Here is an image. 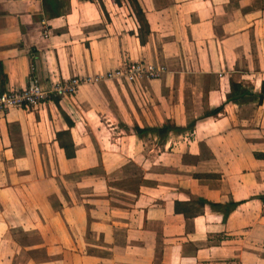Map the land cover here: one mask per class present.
Returning <instances> with one entry per match:
<instances>
[{"label":"crops","instance_id":"1","mask_svg":"<svg viewBox=\"0 0 264 264\" xmlns=\"http://www.w3.org/2000/svg\"><path fill=\"white\" fill-rule=\"evenodd\" d=\"M135 1L0 0V93L164 69L0 115V264H264V0Z\"/></svg>","mask_w":264,"mask_h":264},{"label":"built area","instance_id":"2","mask_svg":"<svg viewBox=\"0 0 264 264\" xmlns=\"http://www.w3.org/2000/svg\"><path fill=\"white\" fill-rule=\"evenodd\" d=\"M49 33L43 28L41 38L47 39ZM164 69L162 66L138 60L125 61L112 70L104 73L103 76L80 79L71 77L60 82H50V88L44 89L36 75L29 76L27 83L21 89L0 93V115L11 109H19L24 112H31L51 101L53 98L72 96L77 88L83 84H96L101 81H117L123 84H131L139 80H153L158 78Z\"/></svg>","mask_w":264,"mask_h":264},{"label":"trees","instance_id":"3","mask_svg":"<svg viewBox=\"0 0 264 264\" xmlns=\"http://www.w3.org/2000/svg\"><path fill=\"white\" fill-rule=\"evenodd\" d=\"M114 1L116 2V0H114ZM128 2H129V5H130V7L132 9V12H133V14H134V16H135V18H136V20L138 22V25H139V28H138V39H139V42L141 44H143L145 42V36H147V34H148L147 25L145 23V20L143 18V14H142L140 8L138 7L136 1L135 0H128ZM31 53H32V51H31ZM233 87L236 88V86H233ZM242 95H243V93H241L238 97H241ZM238 97L231 98L230 100L234 101ZM256 97L259 100L264 99V88H263L262 85H261L260 92H259L258 95H256ZM53 99H55V98H53ZM227 100H228V98H227ZM218 110H219V108L214 109V110L210 111L209 113H206L205 116L215 114L216 112H218ZM190 125H191L190 123H187V128L190 127ZM67 126L70 127L71 123L67 122ZM172 130H174V128H171L168 125H163L160 128L156 129L155 132L158 135H165L166 133H168V132H170ZM142 132H144V131L143 130H138V129L135 130L136 134H141ZM67 137H68V134L65 133V132L56 134V139L58 141L59 147L63 150L65 158L69 159V158H71L73 156L71 143L70 142H64V141L61 140L62 138H67ZM263 201H264V199H263ZM231 208H233V205H229L227 211H229Z\"/></svg>","mask_w":264,"mask_h":264},{"label":"rangeland","instance_id":"4","mask_svg":"<svg viewBox=\"0 0 264 264\" xmlns=\"http://www.w3.org/2000/svg\"><path fill=\"white\" fill-rule=\"evenodd\" d=\"M111 82L115 83V85H120V83L118 84L117 81L112 80ZM83 176H85V175H83ZM139 176H140L139 174L133 173V174H129V175H116V178H118V180H117L118 182L122 183L123 181H125V179L137 180ZM114 178L115 177H113V179Z\"/></svg>","mask_w":264,"mask_h":264}]
</instances>
